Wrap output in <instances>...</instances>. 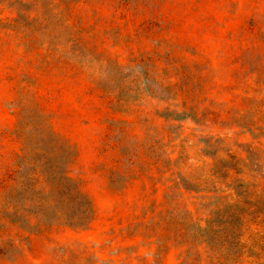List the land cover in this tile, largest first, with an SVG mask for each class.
Returning a JSON list of instances; mask_svg holds the SVG:
<instances>
[{
	"label": "rangeland",
	"instance_id": "374dc122",
	"mask_svg": "<svg viewBox=\"0 0 264 264\" xmlns=\"http://www.w3.org/2000/svg\"><path fill=\"white\" fill-rule=\"evenodd\" d=\"M15 18L0 6V186L49 125L94 215L29 234L0 209V264H180L212 207L169 187L213 163L203 139L264 168V0H80L50 40Z\"/></svg>",
	"mask_w": 264,
	"mask_h": 264
},
{
	"label": "trees",
	"instance_id": "16d2710c",
	"mask_svg": "<svg viewBox=\"0 0 264 264\" xmlns=\"http://www.w3.org/2000/svg\"><path fill=\"white\" fill-rule=\"evenodd\" d=\"M79 1L0 0V6L15 11L14 24L27 28L36 25L50 40L49 25L63 24L65 10ZM243 128L257 137L255 122ZM42 131L46 134L27 139L46 148L23 158L11 185L0 186L2 215L29 234L52 228L86 229L94 211L69 175L75 152L49 125ZM203 140V152L213 163L202 169L195 183L184 180L182 185L169 187V191L182 188L202 193L201 198L212 207L203 226L195 225L184 239H177L185 248L180 264L199 261L202 256L201 264H264V168L255 165L260 158L250 151L252 161L242 168L233 154L227 152V158L219 155L220 138L208 136Z\"/></svg>",
	"mask_w": 264,
	"mask_h": 264
}]
</instances>
